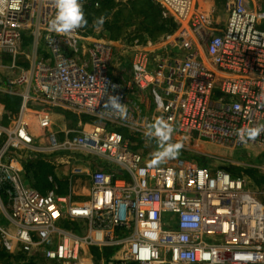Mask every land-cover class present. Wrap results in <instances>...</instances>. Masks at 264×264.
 Wrapping results in <instances>:
<instances>
[{
  "label": "built area",
  "instance_id": "obj_1",
  "mask_svg": "<svg viewBox=\"0 0 264 264\" xmlns=\"http://www.w3.org/2000/svg\"><path fill=\"white\" fill-rule=\"evenodd\" d=\"M152 1L173 27L156 39L110 40L86 27L50 31L54 0H0V93L18 98L0 115L5 251L46 264H92L84 257L91 247L108 252L100 264H264V178L257 184L184 158L149 164L140 149L160 142L145 134L158 120L173 129L168 141L264 145V132L238 135L264 125V0ZM50 108L107 124L86 128L78 119L58 136ZM27 161L55 169L50 190L29 183ZM77 178L88 180L83 200L57 191L56 180Z\"/></svg>",
  "mask_w": 264,
  "mask_h": 264
},
{
  "label": "trees",
  "instance_id": "obj_2",
  "mask_svg": "<svg viewBox=\"0 0 264 264\" xmlns=\"http://www.w3.org/2000/svg\"><path fill=\"white\" fill-rule=\"evenodd\" d=\"M83 4V12L87 19V24L83 28L91 24H96V19L103 16L104 23L100 26L110 40H118L120 38L130 39V34L133 33V38L143 40L145 37L156 39L158 36L168 31L173 25L169 20L162 19L157 5L152 0H85ZM98 2L95 7L94 3ZM134 27L130 30L131 27ZM0 104L7 111L16 110L18 107V98L7 93H0ZM67 119L72 123H76L78 119L87 126L95 124L105 125L104 120H100L88 115L77 117L69 111H65ZM5 122V121H3ZM123 136L127 137L125 128L117 129ZM26 171L31 173L34 179V187L40 192H45L50 187V183L46 180V173L50 170V166L43 161H27L24 164ZM231 174H245L256 183L261 181L257 179L252 169H246L240 165L233 164L225 168ZM67 183L61 181L57 187L59 193L65 192ZM52 186V185H51ZM85 256H91L94 259L99 258V253L93 247L88 248Z\"/></svg>",
  "mask_w": 264,
  "mask_h": 264
},
{
  "label": "rangeland",
  "instance_id": "obj_3",
  "mask_svg": "<svg viewBox=\"0 0 264 264\" xmlns=\"http://www.w3.org/2000/svg\"><path fill=\"white\" fill-rule=\"evenodd\" d=\"M216 12L219 15V20L223 21L224 15L220 11L219 7L216 6ZM88 32L94 36H103L106 38V32L99 27L98 31L94 24L86 27ZM125 64L121 66H115L114 70L118 75L122 74V69L125 68ZM117 128H121L117 126ZM179 144L181 147L178 153L174 156L167 157L161 162H155L157 153H161L167 148L168 145ZM142 155L146 163L155 164H167L175 160L176 158H184L191 160L199 166L206 167L208 169L214 168H227L236 163H241L246 168H251L253 165H257L260 161L257 160V156L260 153L257 148L252 146H246L241 149H230L222 148L214 145H210L205 142L194 141L190 138L174 136L171 140L161 143L152 139H146L143 144L140 145ZM20 264H46L39 258H32L29 262L24 261Z\"/></svg>",
  "mask_w": 264,
  "mask_h": 264
},
{
  "label": "crops",
  "instance_id": "obj_4",
  "mask_svg": "<svg viewBox=\"0 0 264 264\" xmlns=\"http://www.w3.org/2000/svg\"><path fill=\"white\" fill-rule=\"evenodd\" d=\"M131 28H134V27L132 26ZM22 49H23V52H22L23 54L20 55L19 60H20L21 65H25L26 66L27 62H28V58L30 57L31 46H30L29 43L28 44H24ZM8 62H9V58H7V57L6 58H1V63L7 64ZM5 72H6L5 69L0 68V78H2V75ZM0 106H2V108L0 107V115H1V113L3 112V105L0 104ZM65 111L66 110H63V109H60V108H50V109H48V114H49L50 120L52 122V124H51L49 129L51 131L55 132L58 136H62L64 130L75 126L76 123H77V121H76V123H72L71 120L67 119L66 116H65V113H64ZM29 115H31V117H32L33 114H29ZM3 121H5V122H3ZM2 122L6 123V119L3 118ZM89 127H90V124H87L86 128H89ZM33 132H34V134H39L41 132V130L39 128H35L33 130ZM248 146H252L253 148H257L259 150L260 153L258 154L259 156H257V160L260 161V163L257 164V165L251 166V168H246L241 163H236V164L240 165V166H242V167H244L246 169H252L254 171L255 176L257 177V179L260 178L262 180V178H264V145H261V146L248 145ZM23 168H24V170H25V172H26V174H27V176L29 178V183L31 185H33L34 179L31 176V173L29 171H26L25 167H23ZM54 171H55V169L51 168V166H50V170L46 173V176H45L46 180H47V176L49 174H52ZM61 181L66 182V180H64V179H58L55 182L58 185V183L61 182ZM51 185L45 191L50 190L52 188ZM87 187H88V180L87 179H83V178H81V179H78V178L77 179H72V182H71L70 186L66 185L65 192H63L61 194L67 193L69 191V188H70L71 196H72V198L74 200H78V201L79 200H83L85 198L86 193H87ZM97 252L99 253V258L98 259H94L91 256H87V257L84 256V257H85L86 260L90 261V263H92V264H100L101 261H102V257H104V255H106L108 252L101 253L98 250H97ZM101 255H102V257H101ZM31 259L29 257H27V256H23L22 254H19L18 252H7L3 248H1V246H0V264H20V263H22L24 261H28L29 262Z\"/></svg>",
  "mask_w": 264,
  "mask_h": 264
},
{
  "label": "clouds",
  "instance_id": "obj_5",
  "mask_svg": "<svg viewBox=\"0 0 264 264\" xmlns=\"http://www.w3.org/2000/svg\"><path fill=\"white\" fill-rule=\"evenodd\" d=\"M55 15L49 22V30L58 34H67L74 32L87 24V19L83 12L80 0H54ZM104 23L103 16L96 19L97 26H102ZM110 104H118L117 97H110ZM173 129L170 124L163 120L156 121L146 135H154L161 143H165L170 138ZM264 132V125L247 127L239 130L238 135L241 141L245 139H254L256 136ZM181 145H168L163 152L157 153L155 162L159 163L167 157L174 156L178 153Z\"/></svg>",
  "mask_w": 264,
  "mask_h": 264
}]
</instances>
